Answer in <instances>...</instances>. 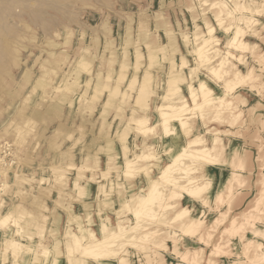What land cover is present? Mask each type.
I'll use <instances>...</instances> for the list:
<instances>
[{
    "label": "rangeland",
    "instance_id": "374dc122",
    "mask_svg": "<svg viewBox=\"0 0 264 264\" xmlns=\"http://www.w3.org/2000/svg\"><path fill=\"white\" fill-rule=\"evenodd\" d=\"M220 1L224 5L0 0V216L7 205L14 213L0 221V264H79L78 258L80 264H264L249 257L257 242L264 253V221L257 218L264 214V199L258 198L264 176V0ZM220 7L234 9V18L223 17ZM236 31L242 45L225 68L215 66L220 51L209 63L193 52L213 37L219 40L211 46L225 47ZM251 71L250 79L226 90L225 80ZM188 82L198 95L184 106L187 125L173 117L162 122L160 109L173 113L179 98L191 92ZM210 86L226 99L240 88L252 94L229 105L225 99L202 102L200 93ZM196 103L209 107L189 108ZM165 127L173 130L165 133ZM216 134L225 143L214 151L215 159L198 158ZM193 139L202 142L192 144ZM181 145L197 147L194 157L176 156L198 169L192 175L231 172L224 201L216 203L211 192L194 197L187 186L190 174L176 186L168 182L170 171L160 180L162 158L173 164L164 149L178 154ZM134 159L136 168L127 172L125 160ZM141 176L147 179L142 185ZM151 189H161L160 196L156 192L140 205L129 199L146 197ZM185 201L189 216L203 213L196 207L205 213L204 239L187 236L204 247L198 260L191 254L182 260V245L173 243L189 222L178 210ZM257 203L262 210L255 214ZM143 204L151 205L153 215L140 219L134 212ZM220 215L224 219L216 220ZM239 221L243 225L236 229ZM252 227L260 229L254 233ZM150 229L158 230L155 236H139ZM247 236L256 238L248 255L241 252ZM233 240L238 258L216 251V244L225 249Z\"/></svg>",
    "mask_w": 264,
    "mask_h": 264
},
{
    "label": "bare ground",
    "instance_id": "6f19581e",
    "mask_svg": "<svg viewBox=\"0 0 264 264\" xmlns=\"http://www.w3.org/2000/svg\"><path fill=\"white\" fill-rule=\"evenodd\" d=\"M205 1V3H206V0H204ZM255 1H257V0H253V2H255ZM213 3V2H212ZM214 3H218V4H222V5H224L223 3H221V1L220 0H217V2H214ZM235 5H237V6H239L237 3H235ZM240 7V6H239ZM221 8V13L220 14H223L222 16L224 17V15L226 16V17H228L229 19H233L234 18V15H233V10L234 9H231V10H229V9H225V7H220ZM259 8V7H258ZM256 9V8H255ZM219 17V16H218ZM218 21V20H217ZM222 21V20H221ZM219 22V21H218ZM251 22H253V21H251ZM250 23V22H249ZM210 30H213V29H211V28H209ZM209 33H211V32H209ZM213 37V36H212ZM214 38V37H213ZM211 39V41L210 40H207L206 39V41H204V42H201V44H198V47H196L194 50H193V52L196 54L197 53V55H198V58H201L202 59V61L204 62H207V63H209V62H211V59H213V57L215 56V55H217V51H220V58H219V62L217 63V64H215V66L216 67H219V68H225L226 66V64L229 62V58H232V57H234L235 56V52H236V48L237 47H239V46H241L242 44H241V40H239V38H238V32L236 31V33H234L233 35H231L229 38H228V40H227V45H225V47H215V46H211L210 45V42H212V41H218L219 39ZM205 40V39H204ZM222 50V51H221ZM214 52V53H213ZM200 64V63H199ZM235 65V63L233 62V66ZM215 66H208V68L211 70V71H213V70H215V69H213ZM194 72H195V69H194ZM251 73H252V71L251 72H248V73H246V74H237L236 76H235V78L234 79H231V80H225V88H226V90H233V89H235L236 87H238L242 82H244V81H247L248 79H250L251 78ZM200 87H203V85H204V83L203 82H201L200 81ZM187 86V85H186ZM188 86L191 88V92H190V94L189 95H185V94H183V96H181L180 98H179V103H178V105L177 104H174V105H177V109L176 108H174L175 110H174V112L173 113H170V112H166V111H164L163 109H160V111H159V113H160V115L161 116H163V119H162V122H166L170 117L172 118H174V119H176L177 118V120H179V125L180 126H186L187 125V121L186 120H183L182 119V115L185 113V111H188V107L187 108H185L184 106H186V104H187V102H188V100L189 99H191V101H192V103H194L193 101L196 99V97H197V95L198 94H196V92H195V90L194 89H192V83L191 82H188ZM208 87V86H207ZM199 88V87H198ZM213 88H215V87H211L210 86V88L209 89H205V90H203V92L201 91V95H200V97H201V99H202V102L204 101L205 103L207 102H210V101H212V100H215L216 102H220V101H223L224 99H225V101H227V105H229L231 102H232V100L233 99H235V98H237V100H239V101H242V102H246L247 100H249L250 99V97H251V92H250V90L249 89H246V88H240L239 90H237L235 93H233L232 95H230V97L227 95V99L226 98H224V94L222 93V91H219V92H215L214 91V89ZM200 89V88H199ZM198 89V90H199ZM200 90H202V88L200 89ZM190 91V90H189ZM205 91V92H204ZM213 95V96H212ZM215 95V96H214ZM190 97V98H189ZM206 105V104H205ZM204 104L202 105V103H196V104H194V105H192L193 107H191V106H189V108H194L195 106L196 107H198V108H202V107H209V105H206L205 106ZM160 106H162V105H159L158 107H160ZM165 106H169L170 107V104H168V105H166L165 104ZM164 106V107H165ZM168 107V108H169ZM176 107V106H175ZM170 108H172V107H170ZM204 110V109H203ZM203 110H202V112H203ZM192 111V112H191ZM201 112V113H202ZM190 113H194V114H196L195 112H194V110L193 109H191L190 110ZM199 113V112H198ZM236 113V114H235ZM233 114H235L234 115V118H236V117H238L239 116V113H238V111H234L233 112ZM185 115V114H184ZM188 115V114H187ZM186 117V116H185ZM203 118V117H202ZM201 118V119H202ZM144 119V118H143ZM143 119H141V121L143 120ZM146 119V118H145ZM144 119V120H145ZM147 119H148V117H147ZM185 119V118H184ZM143 122V121H142ZM146 125V124H145ZM151 130H152V127H151ZM173 130V128H168V127H165L164 128V132L166 133V132H169V131H172ZM150 131V130H149ZM163 132V133H164ZM197 138H199V136H197ZM196 140H199V139H196ZM203 140V139H202ZM210 140H211V143L209 144V145H207V146H204V147H202V150L204 151V154L202 153V151L200 150V149H197V150H200L199 152H201L203 155L202 156H200V154H199V157L198 158H205V159H207V160H213V159H215L214 157H213V153H214V151L216 150L217 151V149H218V146L220 145V143H221V141H222V144H224L225 143V140H224V137L222 136V135H220V136H218L217 134H216V136L215 137H210ZM199 141H201V140H199ZM201 143V142H197V141H195V139H193V141H192V144L193 143ZM194 143V144H195ZM189 144H190V142H189ZM165 146V145H164ZM189 147V149H190V147L191 146H187V148ZM197 148V147H196ZM195 148V149H196ZM164 149V148H163ZM195 149H194V147H193V149L191 148V150H186V146H184V145H181V149L179 150L180 152L178 153V154H176L177 152H178V150L177 149H171L170 148V146H167L165 149H164V151H168V153H170V158H172V163L173 164H171L170 163V161L169 160H167V159H164V158H162V160H161V166H162V170L160 171V173H159V178H160V180H162L161 178H163V177H165L166 176V174H168V172L170 171V172H172V174H171V177H169L170 178V181H168V182H171V184L173 183V185H178V180H181V179H183V178H186V177H188L189 176V174L191 175L190 176V178L188 179V183H187V186H188V191L192 194V195H194V197H196V198H201L203 195H205V196H208L209 194H210V192H211V195H213V197L215 198V201H216V203H221V201H224V199H222L223 198V196H225L226 197V193L227 192H225V194L223 195V192H224V189H225V187H226V182L228 181V179H229V174L231 173V172H229V173H225V172H222V174L220 173V174H218L217 172H216V170L215 169H213L212 171H207V172H205V173H201V174H199V176H197L196 174H194V175H192L191 174V172H195L196 170H198L197 168H187L186 166H189L190 167V165H185L186 163H184L183 162V159L181 158V157H177L176 158V156L178 155V156H180V153L181 154H183L184 156L183 157H185V156H190V157H194L195 156V154H194V152H196L195 151ZM198 152V151H197ZM196 152V153H197ZM145 154V153H144ZM143 154V155H144ZM152 154V153H151ZM158 154V153H157ZM198 154V153H197ZM143 155H142V157H143ZM194 155V156H193ZM145 156H146V154H145ZM211 156L213 157V158H211ZM149 157H150V155H149ZM153 157V156H152ZM144 158V157H143ZM195 158H197V156L195 157ZM135 159L134 160H125V163H124V165H125V168H126V171L128 172V171H131V170H134L136 167H134L135 166ZM182 163H183V166H182ZM193 165V164H192ZM191 165V166H192ZM171 167V168H170ZM140 169V168H139ZM177 171H180V173H178V174H176L175 172H177ZM204 171V170H203ZM165 175V176H164ZM227 175V176H226ZM226 177V178H225ZM168 178V177H167ZM225 179V181H224V183H223V185L221 184L220 185V183H222V179ZM148 181H150V182H153V184L154 183H156V182H158V180H157V178H151L150 176H148ZM214 181H216V184H215V186H214ZM147 182V179L146 178H143L142 176H141V179H140V184L142 185L143 183H146ZM187 182V181H186ZM260 182H261V186H260V190H261V193H260V195H259V197L258 198H260V200L262 199H264V176H262L261 178H260ZM153 184L151 185V186H153ZM180 184V183H179ZM183 184H185V183H183ZM219 185V186H218ZM181 186V185H180ZM157 187H158V185H157ZM183 189H185L183 186H181ZM180 187V188H181ZM229 187V186H228ZM154 188H156V187H154ZM215 188V192L213 193V189ZM157 190V189H156ZM161 190V189H160ZM160 190H158V191H156L157 192V194L160 196V194H161V191ZM186 190V189H185ZM150 192V191H149ZM156 192L154 193L153 191H152V189H151V192L147 195V193H146V197H141V196H139V194H137L136 196H130V200L131 201H135L137 204H139L140 202H141V204H142V202L143 203H146V202H148V201H152L153 199H155L156 198ZM189 193V194H190ZM190 194V195H191ZM158 196V197H159ZM161 197H163V194H162V196ZM229 197H231V196H227V198H228V200H229ZM161 204V203H160ZM183 204H185V205H181V206H179V208L181 207V209H179L178 208V210H180V212H181V217L183 218H186V219H188L189 220V222H187V224H185V226H183V228L185 229V230H182V234H179L180 236H179V238L178 237H174L173 238V243H174V245L175 244H181L182 245V252H183V256L182 255H180L181 256V259L183 260H185L186 261V255H189V254H191L192 256V259H194V260H198V259H201L202 258V251H203V245H200V244H197V243H193V242H191V241H189V239H188V237L187 236H191V237H193V236H195L196 234L197 235H199L200 237H199V239H204L203 237H205L204 235H202L203 233L205 234V232H202V225L204 224V220L202 219V217L203 216H201V215H203V214H205L204 213V209L202 210V208H198V207H196L195 209L197 210V212L198 213H202L200 216H197V217H193V216H189L190 215V213H189V208H186V206L189 204V202L188 201H185V203H183ZM140 205V204H139ZM144 205V206H143ZM143 205H141V206H143V207H140V208H138V207H136V209H135V215L136 216H138L139 215V218H140V216H142V214L144 215V217H147V215H149V216H152L153 214H152V211H149L151 208V205H145V204H143ZM170 205V204H169ZM159 206V205H158ZM160 207V206H159ZM165 207H167V205L165 204L164 206L162 205V208H165ZM162 208H160V209H162ZM13 206H9V205H7V207H6V211H5V213L4 214H1V216H0V221H5L6 219H8L10 216H12L14 213H13ZM18 209H21V208H18ZM132 209H134V208H132ZM262 210V208H260L259 206H258V203L257 204H255V206L253 207V211L255 212V214H256V212L257 211H259V210ZM19 214V213H18ZM133 214V213H132ZM108 215V219H114L113 218V216H111V215H109V214H107ZM186 216V217H185ZM189 216V217H188ZM178 217V216H177ZM152 218V217H151ZM221 219L222 220V216L220 215L219 217L218 216H216L215 217V219L216 220H218V219ZM258 219H263L262 221H264V214H261L260 215V217H257ZM138 219V218H137ZM141 219V218H140ZM224 219V218H223ZM239 220V219H238ZM126 223H129L130 225L132 224H134V225H136V224H138L139 223V221H138V223L137 222H135V223H132V222H126ZM264 223V222H263ZM235 224L237 225V227H236V229H239L242 225H243V222L242 221H239V222H235ZM252 224V222H250V225ZM125 225V224H124ZM123 225V226H124ZM127 225V224H126ZM249 225V226H250ZM128 226V225H127ZM252 226V225H251ZM253 226L255 227L256 226V224H253ZM254 227H252L251 229H253ZM202 228V229H201ZM232 229H234L235 227H231ZM250 228V227H249ZM259 229H260V227H256V228H254V233H256V232H258L259 231ZM158 230L157 229H150V230H148L147 232L146 231H144L143 233H140L139 234V236H141V238H147L148 237V235L149 234H154V233H156ZM184 231V232H183ZM186 235V236H185ZM153 236H155V235H153ZM169 236H171V234L169 233ZM251 236V235H250ZM250 236H247V238H245L244 237V239H245V243H246V245L247 246H245L243 249H242V251L241 252H244V253H247L246 255H248L249 254V252L250 251H252V249L250 250V248H251V244L252 243H256V238L255 237H250ZM10 241V240H9ZM203 241H205V240H203ZM114 241H112V240H110V242H107L108 244V246L109 245H111L112 243H113ZM80 243V242H79ZM111 243V244H110ZM220 243V242H219ZM218 243V244H219ZM227 243V242H226ZM258 244H257V247H255V248H253V252L251 253V256H249V257H253V258H257L258 259V261H262V262H264V253L261 251V248H259L260 246H259V242H257ZM96 244V243H95ZM99 243L97 242V244L96 245H98ZM104 244H106V243H104ZM93 245V244H92ZM96 245L95 246H92V247H95V248H97L96 247ZM106 245V246H107ZM225 245H227V248H225V249H222V248H219L218 246H217V244H216V247H215V249H216V251L217 252H219V251H230L231 253H233L234 255H236L235 257L236 258H238V251L240 250L239 249V247H238V244H236V242L233 240V241H230V242H228L227 244H225ZM79 246H80V244H79ZM85 246H87V245H85ZM84 245H83V247H85ZM92 247L91 248H89V252L88 253H90L91 251H93V249H92ZM236 247V248H235ZM88 248H86V249H88ZM94 248V249H95ZM100 248V247H99ZM106 248V247H105ZM92 249V250H91ZM91 250V251H90ZM99 251H100V249H99ZM102 252V251H101ZM104 252V251H103ZM216 252V253H217ZM92 253V252H91ZM90 253V254H91ZM93 253H96L95 251H93ZM215 253V254H216ZM223 253H225V252H223ZM254 253V255H252ZM97 254V253H96ZM95 254V256H97ZM105 254H106V252H105ZM218 254V253H217ZM100 255H102V254H100V252H99V256ZM259 255V258L258 257H256V256H258ZM190 257V258H191ZM252 258V259H253ZM189 259V258H188ZM187 259V260H188ZM210 260L211 259H213V257H211L210 256V258H209ZM235 261V260H234ZM234 261H232V262H234ZM245 261V260H244ZM77 262L80 264L81 262H82V260L80 259V258H78L77 259ZM171 262V261H170ZM177 262V261H176ZM239 262H240V260H239ZM251 262H252V260H251ZM175 263V262H174ZM235 263V262H234ZM256 263V262H255ZM103 264H107V263H103ZM180 264H185V263H180ZM208 264H214L213 262H211V261H209V263ZM238 264V263H237Z\"/></svg>",
    "mask_w": 264,
    "mask_h": 264
},
{
    "label": "crops",
    "instance_id": "0c3cea01",
    "mask_svg": "<svg viewBox=\"0 0 264 264\" xmlns=\"http://www.w3.org/2000/svg\"><path fill=\"white\" fill-rule=\"evenodd\" d=\"M194 203H196V202L194 201ZM194 205H196V204H194Z\"/></svg>",
    "mask_w": 264,
    "mask_h": 264
}]
</instances>
